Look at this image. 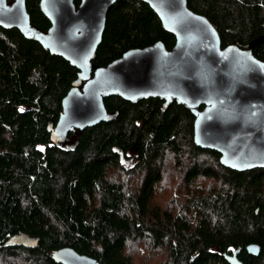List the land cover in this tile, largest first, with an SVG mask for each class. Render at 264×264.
Wrapping results in <instances>:
<instances>
[{"label":"trees","instance_id":"16d2710c","mask_svg":"<svg viewBox=\"0 0 264 264\" xmlns=\"http://www.w3.org/2000/svg\"><path fill=\"white\" fill-rule=\"evenodd\" d=\"M186 1L221 46L251 44L264 60V0ZM38 2L25 0L26 10L46 30ZM158 40L174 43L146 3L115 0L91 63ZM79 82L62 57L0 27V264H58L50 251L62 246L102 264H229L235 249L241 264H264V168L222 166L194 144L184 105L151 97H105L108 118L62 146L60 100ZM26 236L37 246L17 242Z\"/></svg>","mask_w":264,"mask_h":264},{"label":"water","instance_id":"95a60500","mask_svg":"<svg viewBox=\"0 0 264 264\" xmlns=\"http://www.w3.org/2000/svg\"><path fill=\"white\" fill-rule=\"evenodd\" d=\"M140 1L172 34L173 45L166 48L158 40L95 66L91 59L115 0H39L49 22L46 30L31 24L25 0H0V27L16 28L78 70L80 82L60 100L53 127L57 138L106 120L105 97L129 102L159 98L190 111L194 144L216 151L222 166L235 171L264 168V60L252 53L251 44L221 46L211 21L192 11L186 0ZM17 242L34 248L38 239L26 236ZM245 250L257 256L259 245L249 243ZM238 252L224 253L225 260L241 264ZM50 257L58 264H102L69 246L52 249Z\"/></svg>","mask_w":264,"mask_h":264},{"label":"rangeland","instance_id":"374dc122","mask_svg":"<svg viewBox=\"0 0 264 264\" xmlns=\"http://www.w3.org/2000/svg\"><path fill=\"white\" fill-rule=\"evenodd\" d=\"M75 137H76V133L75 131H73L72 135L69 138L66 137L59 139V144H61L62 146H71L75 140Z\"/></svg>","mask_w":264,"mask_h":264}]
</instances>
